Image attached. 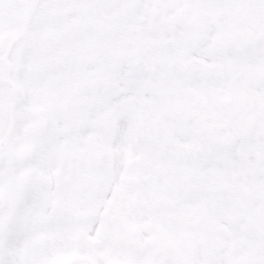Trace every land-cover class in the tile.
<instances>
[{
	"label": "snow or ice",
	"instance_id": "1",
	"mask_svg": "<svg viewBox=\"0 0 264 264\" xmlns=\"http://www.w3.org/2000/svg\"><path fill=\"white\" fill-rule=\"evenodd\" d=\"M0 264H264V0H0Z\"/></svg>",
	"mask_w": 264,
	"mask_h": 264
}]
</instances>
